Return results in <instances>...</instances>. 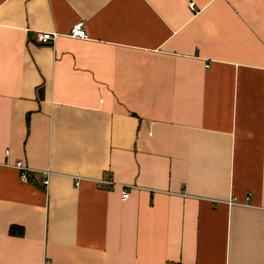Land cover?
<instances>
[{
    "label": "crops",
    "instance_id": "0c3cea01",
    "mask_svg": "<svg viewBox=\"0 0 264 264\" xmlns=\"http://www.w3.org/2000/svg\"><path fill=\"white\" fill-rule=\"evenodd\" d=\"M0 264H264V0H0Z\"/></svg>",
    "mask_w": 264,
    "mask_h": 264
},
{
    "label": "built area",
    "instance_id": "2783aa9c",
    "mask_svg": "<svg viewBox=\"0 0 264 264\" xmlns=\"http://www.w3.org/2000/svg\"><path fill=\"white\" fill-rule=\"evenodd\" d=\"M189 7L191 9L194 8V4L193 2H190L189 3ZM70 36H73V37H86V32H85V29L83 27V23L78 21V22H75L71 28H70V32H69ZM57 36V32H54V31H51V32H42V33H39L37 34V38L38 40L40 41H48V40H54V38ZM208 65V64H207ZM17 167H19L21 170H23V173H25V170L27 169L21 162H17ZM24 176V175H22ZM78 182L79 181H76V185H78ZM122 198L123 199H126L128 197V191L125 188H123L122 190Z\"/></svg>",
    "mask_w": 264,
    "mask_h": 264
}]
</instances>
